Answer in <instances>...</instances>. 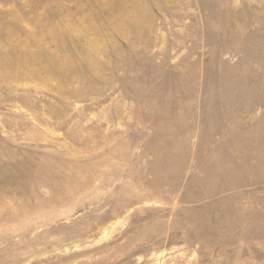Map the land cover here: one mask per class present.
<instances>
[{
    "label": "rangeland",
    "instance_id": "374dc122",
    "mask_svg": "<svg viewBox=\"0 0 264 264\" xmlns=\"http://www.w3.org/2000/svg\"><path fill=\"white\" fill-rule=\"evenodd\" d=\"M0 264H264V0H0Z\"/></svg>",
    "mask_w": 264,
    "mask_h": 264
}]
</instances>
